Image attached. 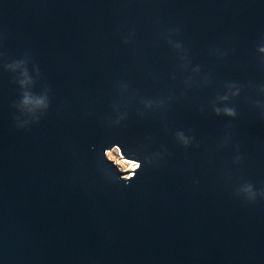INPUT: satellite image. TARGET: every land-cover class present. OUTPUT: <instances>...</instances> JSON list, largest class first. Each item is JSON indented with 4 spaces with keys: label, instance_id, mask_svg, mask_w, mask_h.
Returning <instances> with one entry per match:
<instances>
[{
    "label": "water",
    "instance_id": "95a60500",
    "mask_svg": "<svg viewBox=\"0 0 264 264\" xmlns=\"http://www.w3.org/2000/svg\"><path fill=\"white\" fill-rule=\"evenodd\" d=\"M0 264H264V0H0Z\"/></svg>",
    "mask_w": 264,
    "mask_h": 264
},
{
    "label": "rangeland",
    "instance_id": "374dc122",
    "mask_svg": "<svg viewBox=\"0 0 264 264\" xmlns=\"http://www.w3.org/2000/svg\"><path fill=\"white\" fill-rule=\"evenodd\" d=\"M106 155L109 159L113 160V162L117 165L121 162H123L124 164H128V165H131V164H136V166L138 165L137 163L133 162L131 163V161L129 160H126L124 159L121 155H120V152L118 150V148H112L110 150H107L106 151ZM119 169H121L122 171H124L125 173V169L126 167H119Z\"/></svg>",
    "mask_w": 264,
    "mask_h": 264
},
{
    "label": "bare ground",
    "instance_id": "6f19581e",
    "mask_svg": "<svg viewBox=\"0 0 264 264\" xmlns=\"http://www.w3.org/2000/svg\"><path fill=\"white\" fill-rule=\"evenodd\" d=\"M129 161H131V163H133L132 160H129ZM117 166L118 167H126V169H125V174H127V175H125L126 179L130 178L132 176L134 170L137 168L136 164L128 165V164H124L123 162L117 164ZM128 173H130V174H128Z\"/></svg>",
    "mask_w": 264,
    "mask_h": 264
}]
</instances>
